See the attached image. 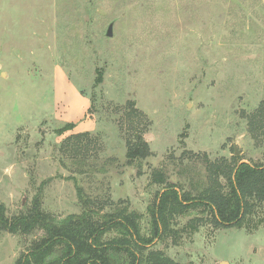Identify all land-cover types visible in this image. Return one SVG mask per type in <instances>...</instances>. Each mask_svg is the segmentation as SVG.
<instances>
[{"label": "rangeland", "instance_id": "374dc122", "mask_svg": "<svg viewBox=\"0 0 264 264\" xmlns=\"http://www.w3.org/2000/svg\"><path fill=\"white\" fill-rule=\"evenodd\" d=\"M83 98L82 130L60 135ZM262 100L264 0H0V201L11 217L39 193L63 217L85 208L79 185L91 207L139 213L146 233L168 184L197 194L223 159L264 164V131L247 121ZM141 131L151 155L129 163L127 139ZM204 215L175 216L149 250L264 264V203L242 227L205 217L187 228ZM41 234L0 229V264Z\"/></svg>", "mask_w": 264, "mask_h": 264}, {"label": "trees", "instance_id": "16d2710c", "mask_svg": "<svg viewBox=\"0 0 264 264\" xmlns=\"http://www.w3.org/2000/svg\"><path fill=\"white\" fill-rule=\"evenodd\" d=\"M129 106L134 112L133 101H129ZM247 121L252 132L264 131V100L247 116ZM74 127V123L67 122L58 133L62 135ZM150 155V145L142 131L135 139H127L129 163ZM213 174L216 176L213 182L197 194L168 184L148 208L150 219L146 233L139 213L125 208L103 211L91 207V201L84 198L79 185L78 197L85 207L80 213L56 216L44 209L38 193L26 212L11 217L6 204L0 201V229L14 234L42 232L14 264H181L160 250H149L157 238L169 231L173 233L175 216L202 208L206 215L192 219L188 229L196 230L205 217L216 227H242L264 203V164L233 156L230 161L223 159L214 165ZM158 175L156 172L155 179ZM175 236L178 237L177 233Z\"/></svg>", "mask_w": 264, "mask_h": 264}, {"label": "crops", "instance_id": "0c3cea01", "mask_svg": "<svg viewBox=\"0 0 264 264\" xmlns=\"http://www.w3.org/2000/svg\"><path fill=\"white\" fill-rule=\"evenodd\" d=\"M81 100L83 102V108H84L83 111L80 112V114L78 116H76V117H74L72 119H68V121H67V122H70V123H74L75 124V127L72 129V131L75 130V131H78L79 132V130H82L80 128H83L84 124L82 123V125H81V123H79V121H80V119H82L83 115H85L87 113V110L90 107V106H88L90 104L89 99L83 98Z\"/></svg>", "mask_w": 264, "mask_h": 264}, {"label": "water", "instance_id": "95a60500", "mask_svg": "<svg viewBox=\"0 0 264 264\" xmlns=\"http://www.w3.org/2000/svg\"><path fill=\"white\" fill-rule=\"evenodd\" d=\"M106 35L109 36V37H112V36H113V23H110V25L108 26V29H107ZM236 151H237V150H236ZM236 153H237V152H236Z\"/></svg>", "mask_w": 264, "mask_h": 264}]
</instances>
